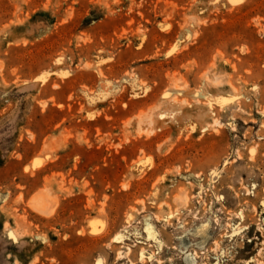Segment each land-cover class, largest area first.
Masks as SVG:
<instances>
[{
    "label": "rangeland",
    "instance_id": "obj_1",
    "mask_svg": "<svg viewBox=\"0 0 264 264\" xmlns=\"http://www.w3.org/2000/svg\"><path fill=\"white\" fill-rule=\"evenodd\" d=\"M256 262L264 0H0V264Z\"/></svg>",
    "mask_w": 264,
    "mask_h": 264
},
{
    "label": "bare ground",
    "instance_id": "obj_2",
    "mask_svg": "<svg viewBox=\"0 0 264 264\" xmlns=\"http://www.w3.org/2000/svg\"><path fill=\"white\" fill-rule=\"evenodd\" d=\"M6 26V25H5ZM219 82V81H218ZM216 124V123H215ZM30 208L38 215L42 217H49L51 216L56 208V202L52 199L49 198V195L47 193L41 192L38 194L36 197L32 199V201L29 204ZM57 209V208H56ZM54 215V214H53ZM261 229V228H260ZM89 231V230H88ZM151 231V230H150ZM153 232V231H152ZM11 234V233H10ZM12 235V234H11ZM151 235V234H150ZM261 250V249H260ZM129 251V248L126 249V255L128 254L127 252ZM124 254V255H125ZM142 255V254H141ZM118 257L121 259L123 257V253H119ZM127 257V256H126ZM197 258V257H196ZM124 259V258H122ZM143 257H141V260ZM140 260V259H139ZM130 260H128L129 262ZM143 262V261H141ZM100 263V262H99ZM258 264H261L260 262H256ZM130 264V263H129ZM132 264V263H131ZM141 264V263H140Z\"/></svg>",
    "mask_w": 264,
    "mask_h": 264
},
{
    "label": "crops",
    "instance_id": "obj_3",
    "mask_svg": "<svg viewBox=\"0 0 264 264\" xmlns=\"http://www.w3.org/2000/svg\"><path fill=\"white\" fill-rule=\"evenodd\" d=\"M40 193H41V192H40ZM40 193H38V194H40ZM38 194H36L34 197H36ZM34 197H33V198H34ZM33 198H32V199H33ZM32 199H31V201H32ZM31 201H30V202H31Z\"/></svg>",
    "mask_w": 264,
    "mask_h": 264
}]
</instances>
